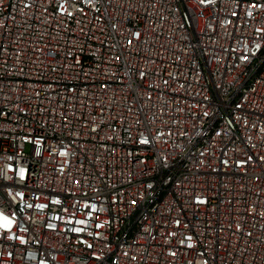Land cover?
Masks as SVG:
<instances>
[{
    "label": "built area",
    "instance_id": "obj_1",
    "mask_svg": "<svg viewBox=\"0 0 264 264\" xmlns=\"http://www.w3.org/2000/svg\"><path fill=\"white\" fill-rule=\"evenodd\" d=\"M0 264H264V0H0Z\"/></svg>",
    "mask_w": 264,
    "mask_h": 264
}]
</instances>
